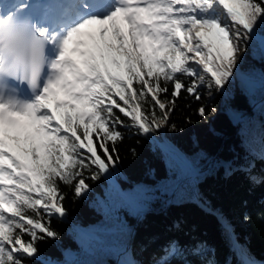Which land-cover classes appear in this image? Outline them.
Returning a JSON list of instances; mask_svg holds the SVG:
<instances>
[{
    "label": "snow or ice",
    "instance_id": "6c2138e0",
    "mask_svg": "<svg viewBox=\"0 0 264 264\" xmlns=\"http://www.w3.org/2000/svg\"><path fill=\"white\" fill-rule=\"evenodd\" d=\"M28 8L0 0V73L6 54L18 57L29 39L33 53L46 52L34 59L30 86L0 81V264H30L37 241L58 238L50 227L66 215L58 181L81 196L86 169L93 180L110 171L119 128L146 134L167 123L183 92L199 100L201 86L221 90L264 25V0H49ZM24 86L31 99L20 94Z\"/></svg>",
    "mask_w": 264,
    "mask_h": 264
},
{
    "label": "trees",
    "instance_id": "16d2710c",
    "mask_svg": "<svg viewBox=\"0 0 264 264\" xmlns=\"http://www.w3.org/2000/svg\"><path fill=\"white\" fill-rule=\"evenodd\" d=\"M256 34L264 36V25ZM255 35L243 46L237 78L219 91L201 86L199 100L183 92L170 112L168 139L187 162L148 133L119 128L108 173L93 180L86 169L79 197L58 181L66 215L51 218L58 238L37 241L30 264H126L117 255L126 246L130 264H264V48ZM126 188L146 195L145 205L124 196ZM72 224L92 228L88 250Z\"/></svg>",
    "mask_w": 264,
    "mask_h": 264
},
{
    "label": "clouds",
    "instance_id": "9594fccd",
    "mask_svg": "<svg viewBox=\"0 0 264 264\" xmlns=\"http://www.w3.org/2000/svg\"><path fill=\"white\" fill-rule=\"evenodd\" d=\"M45 55L46 52L43 50H37L33 53L29 39L18 57L8 56L6 54L5 70L3 73H0V81L10 82L13 84L23 82L26 86H30L34 59L38 63ZM10 65L11 72H9Z\"/></svg>",
    "mask_w": 264,
    "mask_h": 264
},
{
    "label": "rangeland",
    "instance_id": "374dc122",
    "mask_svg": "<svg viewBox=\"0 0 264 264\" xmlns=\"http://www.w3.org/2000/svg\"><path fill=\"white\" fill-rule=\"evenodd\" d=\"M255 37L257 38L258 42L261 44V46L264 48V36L256 34ZM241 53L239 54V58H240ZM235 78H237V74L234 71V75ZM221 103L226 106L225 100L222 99ZM257 103V102H256ZM255 103V104H256ZM170 133V130L167 128L166 123H161L160 127L154 131H150L148 132V135L151 136L155 142L160 145L162 148H164V150H166L168 153H172L175 152L174 149H171L169 147L166 146V140L169 141L168 139V135ZM170 142V141H169ZM171 143V142H170ZM193 170H190V173ZM121 193L124 196H127L128 198L139 202L140 204L145 205V196L142 192H136L131 190L130 188H126L124 190L121 191ZM72 232H73V237L75 239V241L84 249H89L90 245L88 242V238L87 235L89 233V229L92 228H84L79 226L78 224H72ZM122 252V250H120L118 252L117 255H119ZM118 260V259H117ZM125 263V261H124Z\"/></svg>",
    "mask_w": 264,
    "mask_h": 264
},
{
    "label": "water",
    "instance_id": "95a60500",
    "mask_svg": "<svg viewBox=\"0 0 264 264\" xmlns=\"http://www.w3.org/2000/svg\"><path fill=\"white\" fill-rule=\"evenodd\" d=\"M237 118H239V117H237ZM168 124V120H167V123H166V125ZM172 144V143H171ZM172 146H173V144H172ZM173 148H174V151L184 160V161H186L187 162V160H186V158L173 146ZM210 164H206V165H204L203 167H201V168H197V169H193V171L188 175V176H190V177H193V176H195L196 174H198V173H200V172H202V171H204L208 166H209ZM126 250H127V246L122 250V252H126Z\"/></svg>",
    "mask_w": 264,
    "mask_h": 264
},
{
    "label": "bare ground",
    "instance_id": "6f19581e",
    "mask_svg": "<svg viewBox=\"0 0 264 264\" xmlns=\"http://www.w3.org/2000/svg\"><path fill=\"white\" fill-rule=\"evenodd\" d=\"M166 146L171 148V149H174L172 144L168 140H166Z\"/></svg>",
    "mask_w": 264,
    "mask_h": 264
}]
</instances>
